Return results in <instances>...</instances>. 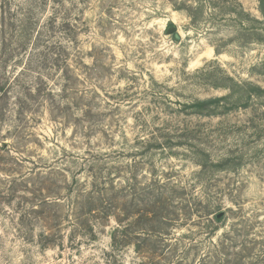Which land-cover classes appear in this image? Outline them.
Segmentation results:
<instances>
[{
    "label": "rangeland",
    "instance_id": "rangeland-1",
    "mask_svg": "<svg viewBox=\"0 0 264 264\" xmlns=\"http://www.w3.org/2000/svg\"><path fill=\"white\" fill-rule=\"evenodd\" d=\"M1 105L0 264H264V0H0Z\"/></svg>",
    "mask_w": 264,
    "mask_h": 264
},
{
    "label": "trees",
    "instance_id": "trees-1",
    "mask_svg": "<svg viewBox=\"0 0 264 264\" xmlns=\"http://www.w3.org/2000/svg\"><path fill=\"white\" fill-rule=\"evenodd\" d=\"M32 11H33V9H28V11H27L28 13L22 15L23 16V20L21 21L22 24H24V22L26 21V24L27 23H30V24L34 25V20L36 18L32 14ZM1 12L6 15V7L1 8ZM29 37H31V36H29ZM4 90H5V94H6V92L8 91V87H7V90H6L5 85H3V87H1V91H4ZM6 114H7V111L5 109V106L4 105L3 106L1 105L0 106V119L3 120L5 118V116H6ZM154 236L155 235H151V236L148 237L149 239L144 240V241L145 242L146 241H151L152 239L157 238V235L155 237ZM160 236H162V235H160ZM122 237H125L126 240H128L129 237H130V235L128 233L121 234L119 231L115 232V234L113 235V246L114 247H120L119 246V242L122 243V240H120V238L122 239ZM137 250H138V252H141L140 246L138 247ZM143 252L148 255V260H149V263L148 264H151L152 261L155 258L158 257V255H157L158 254L157 253V248L155 249V247H150V248L146 249ZM158 258H160V257H158Z\"/></svg>",
    "mask_w": 264,
    "mask_h": 264
}]
</instances>
